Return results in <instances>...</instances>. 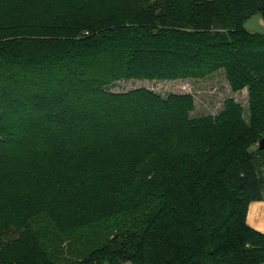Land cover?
<instances>
[{
    "label": "trees",
    "instance_id": "1",
    "mask_svg": "<svg viewBox=\"0 0 264 264\" xmlns=\"http://www.w3.org/2000/svg\"><path fill=\"white\" fill-rule=\"evenodd\" d=\"M255 14L264 0H0V264L264 263ZM220 71L248 109L110 89Z\"/></svg>",
    "mask_w": 264,
    "mask_h": 264
},
{
    "label": "rangeland",
    "instance_id": "2",
    "mask_svg": "<svg viewBox=\"0 0 264 264\" xmlns=\"http://www.w3.org/2000/svg\"><path fill=\"white\" fill-rule=\"evenodd\" d=\"M252 32L264 33V18L255 14L244 24ZM147 87L167 97L171 93L192 94L195 98V109L192 116L217 114L224 106L228 97H234L248 109V90L233 92L223 71L205 79L193 80H125L110 87L113 91H127L134 88ZM248 113H246V117Z\"/></svg>",
    "mask_w": 264,
    "mask_h": 264
},
{
    "label": "crops",
    "instance_id": "3",
    "mask_svg": "<svg viewBox=\"0 0 264 264\" xmlns=\"http://www.w3.org/2000/svg\"><path fill=\"white\" fill-rule=\"evenodd\" d=\"M247 222L251 227L264 233V198L262 200L251 202L247 214ZM121 264H132V263L123 262Z\"/></svg>",
    "mask_w": 264,
    "mask_h": 264
},
{
    "label": "water",
    "instance_id": "4",
    "mask_svg": "<svg viewBox=\"0 0 264 264\" xmlns=\"http://www.w3.org/2000/svg\"><path fill=\"white\" fill-rule=\"evenodd\" d=\"M259 149H264V136H262L258 142Z\"/></svg>",
    "mask_w": 264,
    "mask_h": 264
}]
</instances>
